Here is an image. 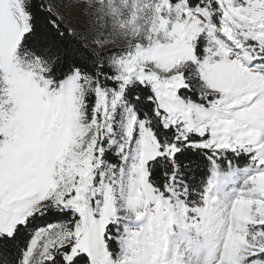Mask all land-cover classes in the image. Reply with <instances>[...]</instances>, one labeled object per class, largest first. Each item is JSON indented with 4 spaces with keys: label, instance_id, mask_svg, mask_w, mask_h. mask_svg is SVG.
I'll list each match as a JSON object with an SVG mask.
<instances>
[{
    "label": "snow or ice",
    "instance_id": "obj_1",
    "mask_svg": "<svg viewBox=\"0 0 264 264\" xmlns=\"http://www.w3.org/2000/svg\"><path fill=\"white\" fill-rule=\"evenodd\" d=\"M0 264H264V0H0Z\"/></svg>",
    "mask_w": 264,
    "mask_h": 264
}]
</instances>
